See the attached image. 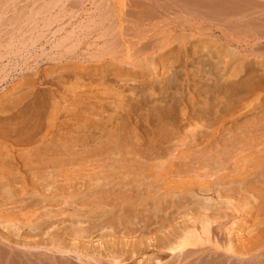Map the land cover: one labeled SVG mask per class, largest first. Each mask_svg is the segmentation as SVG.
Returning <instances> with one entry per match:
<instances>
[{
  "label": "bare ground",
  "instance_id": "1",
  "mask_svg": "<svg viewBox=\"0 0 264 264\" xmlns=\"http://www.w3.org/2000/svg\"><path fill=\"white\" fill-rule=\"evenodd\" d=\"M195 47L141 61L127 100L110 83L128 75L105 67L1 96L3 246L68 264H264V54Z\"/></svg>",
  "mask_w": 264,
  "mask_h": 264
},
{
  "label": "rangeland",
  "instance_id": "2",
  "mask_svg": "<svg viewBox=\"0 0 264 264\" xmlns=\"http://www.w3.org/2000/svg\"><path fill=\"white\" fill-rule=\"evenodd\" d=\"M263 37L264 0H0V98L36 78L38 88L46 89L45 81L56 77L58 82L65 69L105 67L128 75L126 83L114 77V83L108 82L127 100L128 89L146 82L141 77L150 74L143 60L173 58L181 46L193 53L201 39L230 45L242 55L264 54ZM261 54L256 58L263 59ZM190 92L186 88L187 98ZM231 224L229 220L221 227L223 233ZM221 243V250L226 249L228 243ZM14 251L0 243V264H68L46 254L15 256ZM143 261L154 264L149 258Z\"/></svg>",
  "mask_w": 264,
  "mask_h": 264
}]
</instances>
